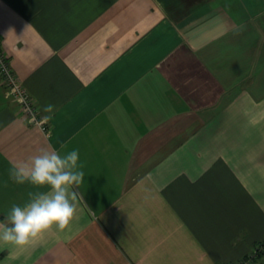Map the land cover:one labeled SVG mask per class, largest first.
I'll return each mask as SVG.
<instances>
[{"label": "crops", "instance_id": "obj_1", "mask_svg": "<svg viewBox=\"0 0 264 264\" xmlns=\"http://www.w3.org/2000/svg\"><path fill=\"white\" fill-rule=\"evenodd\" d=\"M0 44L46 126L0 77V221L49 190L10 161L84 164L72 230L0 264H264V0H0Z\"/></svg>", "mask_w": 264, "mask_h": 264}, {"label": "clouds", "instance_id": "obj_2", "mask_svg": "<svg viewBox=\"0 0 264 264\" xmlns=\"http://www.w3.org/2000/svg\"><path fill=\"white\" fill-rule=\"evenodd\" d=\"M44 111L51 113L54 106L49 104ZM9 163L8 178L12 182L49 190L29 192V201L25 205H12L5 221H0V244L28 249L38 245L54 230L71 231L79 219L76 188L84 179L79 150L64 155L55 150H43L27 161ZM4 184L6 187L7 181Z\"/></svg>", "mask_w": 264, "mask_h": 264}, {"label": "built area", "instance_id": "obj_3", "mask_svg": "<svg viewBox=\"0 0 264 264\" xmlns=\"http://www.w3.org/2000/svg\"><path fill=\"white\" fill-rule=\"evenodd\" d=\"M0 77L4 84L11 90L13 96L20 101V106L32 120L46 131V126L42 124L37 107L29 91L23 85L20 77L15 73L13 66L0 44Z\"/></svg>", "mask_w": 264, "mask_h": 264}, {"label": "rangeland", "instance_id": "obj_4", "mask_svg": "<svg viewBox=\"0 0 264 264\" xmlns=\"http://www.w3.org/2000/svg\"><path fill=\"white\" fill-rule=\"evenodd\" d=\"M262 262L264 263V259L262 260Z\"/></svg>", "mask_w": 264, "mask_h": 264}]
</instances>
